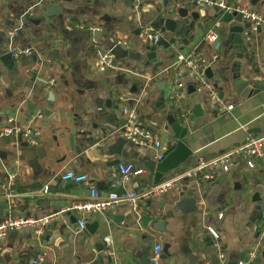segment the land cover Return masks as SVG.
Instances as JSON below:
<instances>
[{"label":"crops","instance_id":"1","mask_svg":"<svg viewBox=\"0 0 264 264\" xmlns=\"http://www.w3.org/2000/svg\"><path fill=\"white\" fill-rule=\"evenodd\" d=\"M180 1L189 5L188 0ZM251 7L264 17V6ZM192 12L198 19L183 39L187 45L177 39L166 51L158 48L157 62L162 66L156 67L145 58L150 50L143 31L160 29L150 26L164 13L158 0H132L130 6L123 0H55L51 4L0 0V129L14 125L39 132L36 146L0 138V220H40L57 214L40 236L30 229L10 231L0 241V264H30L39 253L45 254L40 264H152L155 245L167 246L169 257L160 258V264H239L246 261L253 247L264 244V155L252 169L244 160L235 159L229 172L217 174L211 182L182 178L178 188L153 198L137 212L119 205L90 214L82 229L74 212L60 213L72 201L85 200L90 189L119 193L122 188L114 189L113 181L120 163L145 169L144 175L129 180L122 189L140 191L182 174L199 160L239 146L249 135L264 134V89L245 99L236 94L229 72L231 53L223 49L216 61L213 42L203 40L208 32H214L216 40L223 42L230 26L240 25L221 22L222 14L213 8L200 6ZM242 36L253 60L252 66L241 59V70L249 71L244 78L250 86L262 84L264 30H244ZM122 41L127 43L124 51L139 53L141 58H113V67L99 72L97 45L108 50ZM16 48L31 49L33 55L6 58ZM178 55L197 57L204 68H211L213 77H204L205 88L198 91L197 80L183 70L184 86L176 98L169 99ZM221 70L228 82L213 83ZM211 90L217 96L223 92L221 105H232V110L218 112ZM109 94L118 106V118H122L123 108L135 109L153 130L158 146H129L119 130L100 138V128L105 126L101 112L112 113L105 108L106 103L110 107ZM186 110L191 117L179 121L177 116ZM38 111L42 118L32 121ZM44 111L50 112L48 117ZM169 117L186 129L182 141L192 155L155 183L147 167L169 146L164 130ZM86 138L104 143L88 146ZM68 171L84 174L88 181L74 184L62 180ZM8 174L15 176L12 196H7L4 185ZM181 196L192 211L176 206ZM149 216L151 220L145 222ZM156 222L162 225L156 228ZM208 228L217 232L220 249L214 246ZM106 238L110 244L105 243ZM256 261L264 264V253L249 264Z\"/></svg>","mask_w":264,"mask_h":264},{"label":"built area","instance_id":"2","mask_svg":"<svg viewBox=\"0 0 264 264\" xmlns=\"http://www.w3.org/2000/svg\"><path fill=\"white\" fill-rule=\"evenodd\" d=\"M45 3L51 4L55 0H43ZM162 1V0H158ZM188 3L195 7H207L216 9L222 15L227 13H238L242 19L250 24V30L255 31L257 26L264 24V17L257 13L250 5L249 0H188ZM136 8V6H135ZM147 47L155 45L158 40L163 37V32L160 29L145 28ZM217 39L214 32H208L203 40L212 43ZM115 45L124 49L127 47L125 41L117 42ZM97 62L96 68L99 72H104L113 67V58L111 49L105 50L97 45ZM13 59L21 57H28L33 55L31 49L16 48L9 52ZM176 71L172 74L170 84L169 99L177 97L179 90L183 88L181 78L183 70L189 72L197 80L198 91L205 88L203 70L204 65L201 64L197 57L192 55H178L175 63ZM164 73L168 74L169 71L165 70ZM264 85V81H262ZM210 98L218 108V112H229L232 110V105L222 106L221 101L218 99L217 93L209 91ZM43 116L42 111L36 112L31 116V120L41 119ZM121 116L125 121L123 125L122 137L125 141L131 143L134 147L138 148H154L158 146L155 140V134L143 120L140 118L137 111L130 107H125L121 110ZM191 113L189 110L181 112L177 119L189 120ZM9 137L14 140L21 141L28 146H36L38 144L39 132L30 127L21 128L14 125L4 126L0 129V138ZM165 151V149H164ZM264 155V134L249 135L248 138L239 146H236L222 154L203 161L199 160L198 163L191 169L184 171L182 174L177 175L167 181H163L156 186L140 190V191H123L117 193L115 190L111 192L102 193L96 189H90L89 195L85 200L72 201L71 204L63 207L60 213L74 212L79 219V227H84V218L90 214L104 213L119 205H125L133 212H137L140 208L155 197L161 196L179 187L182 178H196L200 182H211L214 177L219 173L229 172L231 165L235 159H242L246 162V166L252 169L255 166V161ZM163 154H158L156 160H161ZM146 173L145 169L134 166L132 164L120 163L117 166V174L113 181L114 189L122 188L124 185L133 178L140 177ZM62 180L70 181L74 184H81L88 181V177L84 174H76L72 171L66 172L62 176ZM15 181L14 174H8L5 179V189L7 196H12L14 193L13 185ZM47 188H44V192ZM59 213V212H58ZM57 214H52L46 218L37 219H23L7 217L0 220V241L5 239L10 231L20 229H30L36 236H40L49 222L56 219ZM221 218V215H218ZM208 232L212 238L213 244L217 249H220L218 242L219 236L214 229L208 228ZM105 243L110 244L109 239H105ZM161 246L155 245L152 249L150 261L152 264H160ZM264 253V244L253 247L247 254L245 262L239 264H249L257 254ZM223 258V255H220ZM45 258L44 253L36 254L31 260L30 264H40Z\"/></svg>","mask_w":264,"mask_h":264},{"label":"water","instance_id":"3","mask_svg":"<svg viewBox=\"0 0 264 264\" xmlns=\"http://www.w3.org/2000/svg\"><path fill=\"white\" fill-rule=\"evenodd\" d=\"M112 1L114 2L115 0ZM123 1L124 4L128 6H130L132 3V0ZM249 3L252 6H256L257 4H259L260 6H264V0H249ZM167 4H172L173 7L169 8L167 7ZM160 6L164 9V13L157 15L150 23V26L160 27L164 37H161L155 45L149 47L148 49L150 50V52L145 55L147 62H152L156 67L162 66L161 62H157V49L163 48V50L166 51L171 44L175 43L177 39H182V44L187 45V42L183 39L188 38L193 30V23L198 19V14L192 12L195 6L191 4L183 5L180 0H162L160 1ZM231 21L238 23L240 26H237L236 24L230 26V28L228 29V36L226 40H224L223 42L219 40L214 41L213 44H211V48H213L218 54V58H216V61H219V56L223 54V49H226L225 51L231 53L228 56V59L231 61L229 67V72L231 73V82L235 88L236 94L245 99L263 90L264 85L259 84L250 86L248 78H244L249 76V71L246 69L241 70V59H245L253 66V60L249 59V56L246 52L247 48L246 46H244L246 38H243L242 36L244 30H250V24L244 21L241 15L238 13H225L221 16V22L227 24ZM262 30H264V24L257 26L254 32L260 33ZM165 35H172L173 38L166 39L168 37H166ZM111 54L114 56V58L125 57L129 60H139L141 58L139 53L124 51L117 45H114L112 47ZM5 56H7L6 58H11L9 54ZM251 72L255 74L258 71L253 70ZM222 73L223 70L219 71L218 79L213 80V83L218 84L221 81L228 82L227 78H223ZM212 74V70L209 66L204 68L203 75L205 78L212 79ZM227 85L230 88V84L227 83ZM159 86V88H161V86H163V83ZM222 96L223 92H219L218 99L221 100ZM109 101L110 107L109 103H106L105 108L112 110V113L106 115L105 111L101 112V115L104 116L103 121L105 122V126H102L100 128V138L103 137L104 139L107 136L109 137L110 135H114V133L118 130L120 133H123L122 127L125 124L124 119H120L117 116L118 106H116L115 101H112V94H109ZM49 113V111H44V116L48 117ZM164 130L166 131V141L169 146L165 149L161 160H158L152 166L147 167L155 183H159V181L169 172L178 169L192 155L191 150L182 141L183 136L186 133V129L180 123H178L177 120L170 117L166 118V126ZM85 142L88 144V146H100L104 143L102 140H95L90 138H86ZM124 144H126V142H123V145ZM69 145L70 147H73V144L70 140ZM118 145H120V142L118 143ZM128 145L133 146L131 143ZM74 149L77 152L79 151L77 148ZM115 163H119V161L116 160ZM119 193H123L122 189L119 191ZM193 201L194 200L189 202L193 203ZM176 206L182 208L186 212L192 211L194 209L192 206H189V204L187 203V199L184 196H181L178 199ZM170 215V213H167L166 217H170ZM150 220L151 216L146 217L144 221L149 222ZM159 225H162V223L156 222L155 227L157 228ZM161 253V259L169 257L167 246L163 247ZM255 264H258L257 261L255 262Z\"/></svg>","mask_w":264,"mask_h":264}]
</instances>
